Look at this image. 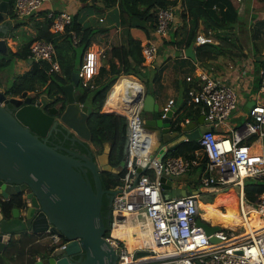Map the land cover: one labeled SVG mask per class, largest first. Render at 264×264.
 I'll use <instances>...</instances> for the list:
<instances>
[{
    "label": "built area",
    "instance_id": "built-area-1",
    "mask_svg": "<svg viewBox=\"0 0 264 264\" xmlns=\"http://www.w3.org/2000/svg\"><path fill=\"white\" fill-rule=\"evenodd\" d=\"M45 1L14 0L13 12L16 17L37 15ZM174 15L171 5L157 8L154 37L142 42L145 61L153 60L158 48L157 40L169 30ZM47 16L52 19L50 29L54 32H63L72 20V14L67 10H52ZM78 40L73 32V42L77 43ZM214 41L212 30L197 31L195 34L196 45ZM29 57L36 61H47L52 72L60 71L56 49L51 41L42 38L33 40ZM105 57L103 48L85 50L78 68L83 87L94 86L90 81L94 80L101 59ZM186 79L192 82L194 76L189 75ZM260 82V89L264 93V72ZM192 83L188 102L199 107V113L204 114L207 120L205 124L212 129L203 132L197 139L200 147L191 157L167 153L160 158L161 150L153 149V133L143 123V102L138 98V93L144 91L141 83V90L132 96L135 102L132 112L121 114L127 118L128 151L124 159L123 182L116 186L123 192L113 196L111 210L114 216L116 211H124L125 216L122 220L115 218L109 235L105 236L122 252L116 264H264V222L256 226H248L244 222L236 227H220L208 222L200 210L203 193H215L236 184L239 187L240 216L248 224L249 212L264 216V189L257 193L256 200L252 202L255 206L251 207V201L245 203L248 200L246 179L264 178V144L260 145V149H253L252 143L246 142L251 135H255V139H264V104L250 105L242 128H234L230 135L218 134L215 127L227 120L237 108L238 94L223 76L211 71L201 70L196 75V82ZM172 102V99L169 100L163 107L162 116L171 108ZM204 155L207 161L199 178V192L190 191L186 195L171 197L165 195L160 177L181 175L192 166L199 165ZM246 207L249 209L246 210ZM127 218L145 219L151 227L148 238L133 249L128 247L124 239L112 233L116 222H123ZM199 219L208 225H217L219 229L208 233L198 222ZM47 233L51 245L61 247L66 244L67 241L60 234ZM137 234L133 233L134 236ZM213 236L217 238L216 241L212 240ZM138 250H148L151 254L137 257Z\"/></svg>",
    "mask_w": 264,
    "mask_h": 264
},
{
    "label": "water",
    "instance_id": "water-1",
    "mask_svg": "<svg viewBox=\"0 0 264 264\" xmlns=\"http://www.w3.org/2000/svg\"><path fill=\"white\" fill-rule=\"evenodd\" d=\"M9 4L10 0H0L2 52L8 49V28L4 27L6 22L1 24V21L8 17ZM193 41L186 49L191 57H194ZM79 83L78 68H74L71 81L61 84L67 103L59 119L75 133L73 138L77 143L85 144L86 153L48 143L47 136L58 122L55 119L56 107H47L52 98L43 92L33 100L27 90L22 92L23 99L9 97L4 93L0 74V195L8 199L11 195L25 192L28 199L24 213L20 214L14 208L10 218L4 217L0 207V252L11 240L27 231L33 234L55 232L67 241L61 247L50 244L35 264H116L119 254H122L120 248H115L105 237L108 226L102 214V200L104 194L113 197L123 189L103 187L101 172L118 171L108 162L110 142H104L99 153L90 145L91 130L87 119L92 109L77 101L75 91ZM138 98L142 99L143 110L151 112L152 116L144 117L143 123L153 133L152 147L161 150L160 158L175 150L180 142L197 140L203 132L212 129L205 124L204 114L186 120L184 114L171 107L162 116L163 107L158 105L149 89L139 92ZM3 102H11L13 112L3 106ZM124 164L123 159L120 165ZM160 179L167 196L190 192L185 187H175L172 177L162 175ZM194 192H199V189ZM124 216V211L115 212L116 220H122ZM198 222L208 233L219 229V226L208 225L200 219ZM212 240L217 238L213 236ZM150 254L148 250L136 252L137 257Z\"/></svg>",
    "mask_w": 264,
    "mask_h": 264
},
{
    "label": "trees",
    "instance_id": "trees-1",
    "mask_svg": "<svg viewBox=\"0 0 264 264\" xmlns=\"http://www.w3.org/2000/svg\"><path fill=\"white\" fill-rule=\"evenodd\" d=\"M82 3L80 9L72 14V20L65 26L63 32L51 31L50 27L52 19L47 16L46 11L39 10V14H42V18H37L31 14L29 18L32 20L31 24L36 29V35L29 39L25 43L19 45L16 51H13L8 47L10 58L8 60H0V66L7 65L10 63L12 58L29 60L30 44L35 39H45L51 41L56 49L57 59L60 64V71H50V64L45 61L32 60L30 62L31 68L21 74L17 75L10 88L13 94H18L23 89L33 90L36 88H42V92L47 93L49 96L53 94L63 93L61 89V83H66L71 80V72L75 68L77 53L75 50L72 51V45H81L83 51L87 50L92 45L93 38L97 33H104L108 30V27H99L91 24H85L81 18V10L93 9L96 12L101 13L104 9L97 3L99 0H79ZM104 2L106 7H111L117 19V22L121 25V44L114 45L108 51H106V57L109 63V67L100 66L98 72V83H102L103 80H109L104 82L103 87L96 90L91 96L88 87H80L77 90V100L81 103H85L91 107V113L88 116L87 123L91 130V142L99 148L101 151L104 142H110L111 151L110 159L112 165H118L120 160L127 157L128 140H127V118L126 116L117 114L115 112H107L103 110V104L106 100L107 95L111 86L116 82L117 78L122 74H136L141 70L145 58L142 54V40L134 37L131 33V28L136 27L144 31V34L148 38L154 37V30L156 27V10L158 7H167L172 4H176L177 0H101ZM221 3L217 7L216 0H183V18L186 19L185 26L188 28L186 45H189L193 40V36L196 34V30L200 25V22H204L206 29H219V27L227 26L231 21L225 19L227 13H232L230 19L237 21V11L227 0H220ZM14 0H10V12H13ZM225 7L229 8L225 11ZM227 10V9H226ZM58 12V11H57ZM16 16V15H15ZM227 17V18H229ZM208 20L215 21L208 23ZM27 24V20L17 22L14 28ZM73 32L79 38L77 43L73 42ZM13 33L11 34L12 37ZM198 50H204V54L198 51L199 59H205L206 57L212 56L213 50L218 52L219 48L214 43H204L197 45ZM83 52V54H84ZM82 61V60H81ZM81 63V62H80ZM264 64V63H262ZM257 69L260 65L256 61ZM264 68V65H263ZM128 76V75H127ZM262 73H260V78ZM139 81V80H138ZM261 81V80H260ZM191 82H189L190 84ZM261 83V82H260ZM191 86V85H190ZM59 100H65L57 95ZM105 102V103H106ZM187 114L197 118L199 113V107L195 105L194 108L187 110ZM183 112H181L182 114ZM184 114V113H183ZM185 115V114H184ZM200 147L198 140H185L180 142L178 147L169 152V155H177L183 157H191L194 151ZM207 156L201 160L199 165L192 166L188 173L193 174L194 178L188 180L190 185L194 188L200 187V175L204 171L206 166ZM125 170L120 172V175L108 173L109 177L105 182L107 188L115 187L122 184L121 176H123ZM192 176V177H193ZM102 181V182H103ZM194 181V182H193ZM193 182V183H192ZM264 189V178L251 179L248 183L246 182L245 191L249 201L253 202L257 198V193ZM13 200L3 202L2 207L5 210V214H10V209L13 206ZM107 200L103 199L102 202V214L104 221L108 226V230L105 236L109 235L110 227L112 224L113 213L110 210V214L107 215L106 209ZM15 204V203H14ZM20 204V203H19ZM206 212L210 211L206 208ZM209 217V216H208ZM235 220L241 223L239 215ZM65 240V239H64ZM22 245L25 241L20 242ZM17 244L16 240H11L9 245L0 252V264H34V258H29L25 262H17L14 257L6 258V252L10 247ZM33 253V245L30 246ZM35 254L38 252L35 248ZM22 256V255H21ZM20 256V257H21ZM33 256V255H32ZM34 257V256H33Z\"/></svg>",
    "mask_w": 264,
    "mask_h": 264
},
{
    "label": "crops",
    "instance_id": "crops-1",
    "mask_svg": "<svg viewBox=\"0 0 264 264\" xmlns=\"http://www.w3.org/2000/svg\"><path fill=\"white\" fill-rule=\"evenodd\" d=\"M227 1L237 11V21H233L232 18L230 19L229 16L232 15V13H227L225 15V19L231 20L227 26L219 27V29L209 28V30H212L213 37L215 39L213 43L217 44L220 48L218 49V52L213 50L212 56L206 57L205 59H199L198 51L200 50L197 49L196 44H193L194 57L187 55L186 49L191 45V43L186 45L188 28L185 26L186 19L182 16L184 11L183 0H177L176 4H172L171 6L174 8L175 15L170 24L169 30L165 35L158 38V48L153 60L144 61L143 66L139 68L143 74L145 84L134 75L127 74V76L125 74L124 77H121L119 81L114 83L113 88L110 92H108V99L104 104V109L107 112H117L119 114L131 113L135 105V102L132 100V96L141 90L140 87L142 84L144 89H149L152 92L155 101L160 107H165L169 100L172 99L173 102L171 107L177 112H183L186 120L196 119L195 117L187 114V110L195 107V105L188 102L190 98L189 89L191 87L190 85L193 84L192 82H196V75L198 72L206 70L211 71L216 75L223 76L225 80L233 86L238 94L237 108L227 120L215 127V131L218 134L230 135L234 128H241L244 125V122L241 125H237V119L239 116L246 114L248 108L252 105V101H255L254 103L264 104L262 102L264 100V93L260 89V73L264 72V64H262L264 63V20L261 19L264 18V13L256 10L253 12L247 11L248 5H250L251 2L253 3V0ZM216 2L218 7L221 1L216 0ZM97 3L104 8L101 13L96 12L91 8H84L81 10V18L82 21L87 24L85 21L88 20L89 15L96 16L98 21L103 22V24L91 25L108 27L106 32L98 33L99 37L97 38V42H94L93 39L92 45L89 46L93 49L100 47L107 51V49H110L114 45L121 44V25L117 22L111 7H106L104 2L101 0L97 1ZM81 6L82 3L79 0H46L40 9V13L41 11H46L48 13L52 10L55 12L67 10L74 14ZM228 9L229 8L225 7L224 10L228 11ZM36 17L42 18V14L38 13ZM209 22L213 23L215 21L208 20V23ZM204 25V22L201 21L196 31L208 30ZM131 33L134 37L140 38L142 42L148 38L145 36L144 31L140 28H131ZM11 41L16 44L14 38H11ZM7 44L9 47L10 42L8 38ZM11 49L16 51L18 46H12ZM200 52L201 54H204V50H201ZM105 59V64L101 63L100 66L108 68L109 63L107 57H105ZM24 61L29 62V60L17 59L16 63L22 67L21 65ZM256 61L260 65L259 69H257ZM29 66L30 67L23 68L20 72H24L25 70L28 71L29 68H31L30 62ZM189 75L194 76V80L190 84V81L186 79ZM132 86H134L136 92L132 90ZM162 100L164 101L163 103H161ZM151 116V114H146L142 117ZM255 137L256 136L254 135L252 138H247L246 142L252 143L253 149H260V145L264 144L262 141L263 139H255ZM91 145L93 150L95 147L98 148L93 143H91ZM95 151L96 153L100 152L96 149ZM114 167L118 172H120V168L116 167V165H114ZM122 170H125L124 166H122L121 171ZM141 171H143V169ZM118 172L114 174H120ZM121 179L123 182V176H121ZM173 185L175 187L185 188L189 186L191 192L198 189L194 188L193 185H190L188 180L181 178H173ZM46 234L48 235V233ZM45 238L49 240V237L45 236L39 240L38 243H45ZM31 239V236L26 235L25 239L21 240L25 241L24 245L20 243L14 245L13 247L11 246L6 252V258L12 256L17 262H25L29 258H34L35 260L38 259L41 251L40 253L37 252L35 254L34 252L36 250L33 246L32 253L30 248Z\"/></svg>",
    "mask_w": 264,
    "mask_h": 264
},
{
    "label": "rangeland",
    "instance_id": "rangeland-1",
    "mask_svg": "<svg viewBox=\"0 0 264 264\" xmlns=\"http://www.w3.org/2000/svg\"><path fill=\"white\" fill-rule=\"evenodd\" d=\"M250 3V1H249ZM247 11H259V12H263L264 13V0H253V3L251 2L250 5H248L247 7ZM96 14V13H95ZM36 17V15H33ZM18 21L21 22L23 20H27V24L20 26V28L18 27V29H16L14 32L12 31L11 33H13L12 37H11V33L7 32L6 34V38H8L9 42H10V46L12 48L15 46L21 45L22 43H25L26 41H28L29 39L33 38V36L36 35V29L33 27V25L31 24L32 20L29 18V15L24 16V17H17ZM262 20H264V18H261ZM85 22H87V24H100L102 25L103 22L98 21V18L96 16H88V20H86ZM99 37V34L97 33L94 36V42H97V38ZM11 38H14L16 41V44L13 43L11 41ZM99 44V43H98ZM101 44V43H100ZM90 49H93L92 47H89ZM218 48H220L218 46ZM75 50L77 53V58L75 61V68H79L80 67V62L83 59V48L81 45H72V51ZM109 49H107L108 51ZM8 56H10V54L8 53ZM17 60L15 58H12L11 62L8 63L7 65V69L10 71V73L12 74H18L23 68L26 67H30L29 66V62L24 61V63L21 65L22 67H20V65H17ZM106 59L102 58L101 59V63L105 64ZM17 69V70H16ZM99 72V71H98ZM98 75V73L95 75V77ZM127 75V74H126ZM135 77H137L142 83L145 84V80L143 79V74L138 71L137 75L136 74H132ZM122 76H125V74L120 75L116 81H119L120 78ZM94 80H91L90 83H94V86L92 88H90V90H88V92L90 93V96L99 88L103 87L104 82L109 80V76H107V79L103 80V82L98 83V77H96ZM116 83V82H115ZM62 84V83H61ZM81 85V84H80ZM114 85V84H113ZM113 85L111 86L110 90L113 88ZM81 87H83L81 85ZM109 90V92H110ZM107 99H108V95H107ZM106 102V100H105ZM104 102V104H105ZM164 101L162 100L161 103H163ZM264 103V100L262 101ZM104 104H103V110H104ZM119 114V113H118ZM142 116L143 115H150L151 112L149 111H144L142 110L141 112ZM121 115V114H120ZM246 115V114H245ZM245 115H241L238 117L237 119V125H241L243 124L244 120H245ZM254 135H251L248 138H252ZM264 143V139L262 140ZM96 150L100 151L99 148H96ZM94 149V150H95ZM193 174H190L187 172L178 175V176H173V178H181V179H185V180H190L192 178H194ZM251 179H246V182L248 183ZM188 189H190V187H187ZM201 199V213L203 215V212L206 211V208H209V212L207 214V217L209 216V218H204L211 223H216L217 225H219L220 227H231V226H239L242 223V216H240V209H239V205H238V200H239V187L236 184L233 185H229L227 186L225 189L215 192V193H203V195L200 197ZM245 203L248 204L250 203L249 200H245ZM251 207L255 206L254 203H250ZM249 208L246 207V210H248ZM237 214L239 215V218L241 220V223L237 222L235 220V218L237 217ZM248 217L253 221L252 225L256 226L259 225L260 223L264 222V216L255 213V212H249L248 213ZM115 220V216H114V212H113V216H112V221Z\"/></svg>",
    "mask_w": 264,
    "mask_h": 264
},
{
    "label": "flooded vegetation",
    "instance_id": "flooded-vegetation-1",
    "mask_svg": "<svg viewBox=\"0 0 264 264\" xmlns=\"http://www.w3.org/2000/svg\"><path fill=\"white\" fill-rule=\"evenodd\" d=\"M9 6H10V4H9ZM9 11H10V7H9ZM3 22H6V26H4V27H7L8 28L7 31L9 33H11L13 30L15 31L16 29H18V28H16V29L14 28V26L18 22V18L15 15H13L12 12H9L8 13L7 19L6 20H2L1 21V24ZM19 28H20V26H19ZM8 53H9V50L8 49L5 52L0 51V60H3V61L4 60H8L10 58V56H8ZM7 66L8 65L0 66V74H2V77H3V84H4V87H5L4 88V93L6 95H8L9 97L16 96L18 98H22L23 99L25 97L22 95V92L24 90H27L28 91V94L29 95H32L33 100H34L36 98V96H38L41 93H43L42 92V88L40 87V88H36V89H33V90L23 89L18 94H13L10 91V88L13 85L14 80L16 79L17 75H21V74L25 73L26 70L24 72H19L18 74H16V73L15 74H13V73L11 74L10 71L7 69ZM70 81H68V82H70ZM68 82H66V83H68ZM80 84L81 83H79L78 86H77V89L75 91V95L77 94L78 88L81 87ZM57 95L58 96H61L62 98L65 97L66 99L64 101L63 100H59L57 98ZM50 98H52V101H51V103L49 105H47V107H49V106H55L56 107L57 112L55 113V119L58 120V122H57L56 126L54 127V129L47 136L48 143H50L52 145H55V146H63L65 148H69L71 150H78V151H81L82 153H86L87 152V149L84 147L85 144H84V146H82L79 143H77V141L74 140V138H73V137H75V133L68 126H66V125H64L63 123L60 122L59 115H60L61 111L64 109V106L67 103L66 94L65 93L64 94L63 93L53 94L52 96H50ZM76 99H77V97H76ZM2 105L5 106L6 108H8L9 111L13 112L14 106H13V104L11 102H3ZM91 143L92 142H90V145H91ZM102 150H103V147H102L101 151ZM121 161L122 160H120L119 161V164L116 165V167L120 168L119 169L120 172H121V168H122V166L120 165ZM108 162L111 163V159ZM120 172H118V173H120ZM108 173L114 174L113 172H110V171H102L101 172L102 181H103V179L104 180H107L108 179V177H109V174ZM116 175L118 176L120 174H116ZM103 187L105 189L107 188L105 186V182L104 181H103ZM115 187H112V189L115 188ZM103 199H106L107 200L106 209L108 210L107 211L108 212L107 215H109L110 214V210L112 209L111 206H112V199H113V197H111L109 194H104ZM12 200H13V202L15 204L13 203V206L10 209V214L9 215H6L5 214V210H3L2 204H3V202L6 203V202L12 201ZM102 202H103V200H102ZM27 205H28V199L26 198V193L25 192H20L18 194L11 195L8 199H4L0 195V207H1V212L3 213L4 217L10 218L12 216V211H13L14 208H17L18 211L20 212V214H23L24 211H25V209H26V207H27ZM23 218H24V216H23ZM29 233L30 232L25 231V232H23L21 234V236H19L18 238H16L17 244H20V241L21 240H24L25 237H26V235H28V236H31L32 237L31 244L30 245H33L35 248L37 247L38 249L37 248L36 249H37V251L39 253L41 251V253L39 254V256L42 253H45L46 252V248L51 244L50 239L47 240L45 238L46 239L45 240V243H38V242H39V240H41L45 236H47V237H49V236L46 233H44V234H29ZM38 259L34 260V264L36 263V261Z\"/></svg>",
    "mask_w": 264,
    "mask_h": 264
},
{
    "label": "bare ground",
    "instance_id": "bare-ground-1",
    "mask_svg": "<svg viewBox=\"0 0 264 264\" xmlns=\"http://www.w3.org/2000/svg\"><path fill=\"white\" fill-rule=\"evenodd\" d=\"M132 90L135 91L134 86L131 87ZM125 115H128L126 113H123ZM201 206V204H200ZM207 211V210H206ZM203 212V216L205 218H207V212ZM242 223H246L248 226L252 223L253 221L249 218V224L246 221V219L242 216L241 218ZM245 220V221H244ZM247 226V229H249V227ZM150 224L147 220L145 219H141V218H127L125 221L121 222H116V224L114 225L113 229H112V233L113 235L119 236L122 239L125 240V242L127 243L128 247L130 249H133L135 246H138V244L140 242H143L144 239L148 238V234L150 232ZM137 232V236H134L133 233Z\"/></svg>",
    "mask_w": 264,
    "mask_h": 264
}]
</instances>
